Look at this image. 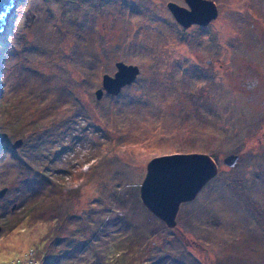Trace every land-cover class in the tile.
Returning <instances> with one entry per match:
<instances>
[{"label":"rangeland","instance_id":"obj_1","mask_svg":"<svg viewBox=\"0 0 264 264\" xmlns=\"http://www.w3.org/2000/svg\"><path fill=\"white\" fill-rule=\"evenodd\" d=\"M207 1L217 16L189 27L167 7L184 0L17 1L0 34V264H264V0ZM117 63L139 75L97 100ZM192 153L218 174L168 228L141 201L147 165Z\"/></svg>","mask_w":264,"mask_h":264},{"label":"water","instance_id":"obj_2","mask_svg":"<svg viewBox=\"0 0 264 264\" xmlns=\"http://www.w3.org/2000/svg\"><path fill=\"white\" fill-rule=\"evenodd\" d=\"M18 0H0V34L4 31L8 13ZM188 8L169 3L168 9L183 27L207 25L217 16L211 1L184 0ZM113 76L104 75L102 88L95 95L100 100L103 93L117 96L122 89L132 84L139 75V68L124 63L116 64ZM17 143V145H19ZM238 155L227 156L223 164L234 167ZM218 174V165L207 154H173L154 158L147 165L146 176L140 187V198L144 206L162 220L168 228L176 226V217L183 203L193 201L202 188ZM2 192L0 193V195Z\"/></svg>","mask_w":264,"mask_h":264},{"label":"flooded vegetation","instance_id":"obj_3","mask_svg":"<svg viewBox=\"0 0 264 264\" xmlns=\"http://www.w3.org/2000/svg\"><path fill=\"white\" fill-rule=\"evenodd\" d=\"M194 25H196V24H194ZM116 66V65H115Z\"/></svg>","mask_w":264,"mask_h":264},{"label":"snow or ice","instance_id":"obj_4","mask_svg":"<svg viewBox=\"0 0 264 264\" xmlns=\"http://www.w3.org/2000/svg\"><path fill=\"white\" fill-rule=\"evenodd\" d=\"M87 167V166H86Z\"/></svg>","mask_w":264,"mask_h":264}]
</instances>
